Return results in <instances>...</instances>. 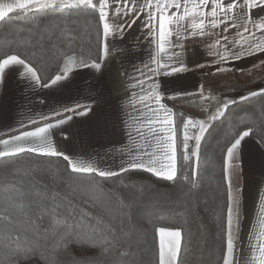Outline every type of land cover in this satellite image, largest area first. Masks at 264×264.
<instances>
[{"label": "snow or ice", "instance_id": "snow-or-ice-1", "mask_svg": "<svg viewBox=\"0 0 264 264\" xmlns=\"http://www.w3.org/2000/svg\"><path fill=\"white\" fill-rule=\"evenodd\" d=\"M119 6L110 3V0H15V3L0 5V22L11 20V13H32L35 17H44L40 22L47 23V17L51 12H60L64 9L73 10L78 13L94 12L97 16V46L95 55L98 59H105L109 52L108 37L115 36L117 33L123 35L124 29L130 27L135 21L130 23H122V16H134L137 11L147 8L146 13L148 22L146 39L155 45L156 51L154 55H150V64H145L144 68L147 73H159L164 70V74L172 75L188 71V67L181 59L182 52L185 48V42L196 38L215 37L214 42L207 44L209 54L225 61L227 57L223 52H227L233 58L239 60L245 56L254 55L256 53H264V39L257 38L256 32L264 37V17L259 21L251 19L248 10L254 8L264 9V0H143V4H139L138 0H118ZM157 21V23H152ZM251 24L256 32L248 27ZM223 26L227 31L229 26L233 29H242L237 31L239 40H228L227 36L222 33H216V29ZM248 34L252 37L250 41ZM173 37L175 38L173 40ZM241 41H243L241 43ZM30 46L25 42L16 48H10L8 51L0 50V72L10 65H21L26 69L28 76L36 84L43 83L44 87L63 85L61 82L66 81L70 77L73 67L78 66L73 55L68 52H60L57 57V71L55 74L47 77V82L42 80L41 73L47 70V65L42 69L38 66L36 60V52L28 53ZM173 49H180V52ZM223 50V52L221 51ZM80 55V54H76ZM89 58L92 52L86 54ZM79 64L84 67H92L101 69L102 65L96 59L91 61L80 56ZM264 64V60L261 61ZM151 65H155L152 67ZM178 65V66H177ZM203 67L204 65H198ZM255 67V65H254ZM21 75H24L21 73ZM145 79L137 80L133 87L140 86L143 95L136 98V93L132 94V99L128 104L136 113L130 115L131 120L140 124L136 127V134L144 138L142 126L147 125L152 138L158 146V151H149L147 149H128L126 152L121 150L119 171L111 169L102 170L94 161L85 162L81 159H72L70 155L58 147L53 141V130L60 129L66 131L61 126L74 119L75 116H85L92 109L87 104L77 103L75 107H64L63 112L54 110L51 117L43 115L40 121L30 120L32 126L28 130H18L16 133L8 135L7 138H0V171L18 176L24 179L33 174V172L41 170L43 167L40 163H32L31 166H21L17 163L23 154H33L36 157L62 158L67 162L64 172L67 176L69 184L75 183L74 177L82 176H98L100 178L117 177L121 172L129 170H142L151 173L153 176L175 182L177 179L182 180L191 187L189 191L197 187L195 179L197 168L199 166L201 156V141L204 134L209 131L210 125L205 120H193L187 118L180 126L181 143L177 144V124L174 115L170 109L160 104V95L155 93L156 86L149 84L148 90L143 85L146 81L152 79L144 72H141ZM202 87V86H201ZM155 93V94H153ZM257 95H264V87L260 92L249 91L248 96H240L241 100H247ZM214 98V97H213ZM149 100H154L159 104V108L153 109L149 104ZM235 100H227L224 107L228 108ZM151 112L148 116L140 107ZM163 110V116L160 112ZM221 114L219 111L213 113L208 119L216 120ZM125 125L127 121H125ZM159 125V128L155 127ZM27 126L22 125V129ZM197 129L194 135H189V128ZM251 127L247 131H237L236 136L229 141L230 146L226 147V156L223 168V180L226 183L225 203L220 208L218 228L221 234V257L220 264H237L236 256L238 244L241 240L242 228V207L244 189L239 185H234L232 180V172L230 169H239L240 157L238 154L239 147L243 139L251 134ZM131 138V133H129ZM67 141V136H65ZM264 140V136L261 137ZM190 141L194 142L190 150ZM151 146V145H149ZM178 147L182 152L184 162H192L196 167L192 168V176L190 177L185 171L183 175H178ZM232 161H235L233 164ZM47 170V169H45ZM95 188H99L94 184ZM7 191L15 192L16 186L13 185ZM20 196H26V193H18ZM37 207L47 199V195L43 191L34 193ZM9 207L14 205L9 204ZM4 236L5 255L9 261H15L16 264L26 262L39 252V242L35 234L31 239H25L21 243L22 237L19 229L13 223L6 213L4 216ZM71 216L65 217L62 221H54L57 228L53 231V236H59V242H54L53 251L62 247L68 250L70 247L86 246L93 249H99V255L103 256L117 244L120 238L114 236L112 240L102 236L94 229L89 228L82 220L69 222ZM258 230H254L248 237V253L250 259L246 264H264V191L259 194V215L257 220ZM60 229L63 231L61 232ZM13 233L15 235H13ZM158 237L156 246L155 264H183L181 257L182 252H187L184 246L183 230L173 229L161 226L155 229ZM128 236L129 233H124ZM94 264V262H93Z\"/></svg>", "mask_w": 264, "mask_h": 264}, {"label": "trees", "instance_id": "trees-1", "mask_svg": "<svg viewBox=\"0 0 264 264\" xmlns=\"http://www.w3.org/2000/svg\"><path fill=\"white\" fill-rule=\"evenodd\" d=\"M10 15L11 20L0 22V50L8 51L27 42L30 46L28 53H37L34 59L38 66L43 69L47 65V70L41 73L44 82L56 73L60 52L73 55L78 66H82L79 64L81 55L88 63L93 59L101 60L95 55L97 16L94 12L50 11L46 24L40 22L44 17H35L32 13L17 11ZM89 51L92 52L91 58L86 55ZM219 75H230V78L200 93L165 99L174 111L178 146L184 120L205 111L214 95H231L263 81L264 64L242 74L225 72ZM249 126L251 135L264 146L261 139L264 136V95L240 99L213 120L201 141L195 177L197 187L191 191V186L180 179L168 181L142 170L121 172L119 176L107 179L74 177L76 182L69 184L64 172L67 162L62 158L23 154L17 161L22 167L32 163H40L43 167L24 179L10 174L14 170L9 173L0 171V264H16L9 261L4 251L7 233L4 232L3 218L6 213L10 219L14 218L13 223L22 237L21 243L35 234L40 245L39 252L21 264H155L158 242L155 229L161 226L183 230V243L187 249L181 253L183 264H220L218 222L220 208L225 203L223 168L226 147L230 146L229 141L237 131H247ZM193 167H196L194 163L183 161L178 147V175L186 171L191 177ZM92 181L99 186L98 189ZM13 185L16 191H7ZM36 191L47 195L39 208L34 195ZM9 204L14 207L10 208ZM69 216L72 217L70 223L82 220L108 240L119 237L120 243L103 256L99 255V249L86 246L70 247L67 251L60 247L53 251L54 242H59V236H53L57 228L54 221Z\"/></svg>", "mask_w": 264, "mask_h": 264}, {"label": "crops", "instance_id": "crops-1", "mask_svg": "<svg viewBox=\"0 0 264 264\" xmlns=\"http://www.w3.org/2000/svg\"><path fill=\"white\" fill-rule=\"evenodd\" d=\"M138 2L143 4V0ZM9 3H15V0H0V5ZM110 3L119 6L118 0H110ZM148 11L149 9L144 8L142 11H137L134 16H122L120 18L122 23L128 24L130 21L135 23L126 27L123 35L117 33L114 37L111 35L108 37L110 52L105 59L99 61L102 65L101 69L97 70L90 66L75 67L69 79L61 82L62 86L44 87L43 83L36 84L21 65H10L0 72V135L21 129L22 125L28 127L30 120L40 121L43 115L51 117L54 110L63 112L65 106L87 104L92 111L85 116L68 113L67 115H73L74 119L61 126L66 131L53 130L52 139L74 160L94 161L103 170L119 171L121 150L126 152L132 148L138 151L143 148L158 151V146L147 125L142 126L144 138H141L135 131L136 127L141 125L134 123L130 115L126 114L127 112L136 115L128 104L133 98L132 94L136 93V98L144 94L139 85L133 87L137 80L145 79L141 72L152 77L143 85L144 89L148 90L149 84L155 85V93L160 95L159 103L170 109L174 115L172 108L165 101L166 98L200 93L208 89L209 82L218 76L217 73L242 74L263 65L261 61L264 60V53L259 52L237 60L221 49L227 59L220 61L218 57L209 54L207 49V44L214 42L215 37L196 38L186 41L182 52L181 59L188 67L187 72L167 76L164 70L159 73H147L144 65L151 63L150 55H154L156 51L155 45L146 39L145 25L148 22L146 14ZM248 13L251 19L257 21L264 17V9H249ZM152 23L155 24L157 21ZM248 27L252 32H256L251 24ZM215 31L232 41L240 39L237 31L242 32V29H233L229 26L225 31L221 26ZM245 35L250 41L252 40L250 35ZM256 36L264 39L259 32H256ZM151 66L155 67V65ZM262 87L264 80L247 91L260 92ZM230 99L240 100V95H217L211 100L208 111L198 120H205L207 125H210L213 120L208 118L213 113L217 111L220 113L225 109L224 103ZM148 104L153 109L159 108V104L154 100H149ZM137 107L148 116L152 115L142 105ZM160 115L163 116V110ZM125 121L129 126L125 125ZM155 127L159 128V125ZM65 136L68 138L67 141L64 139ZM238 154L239 169H230L233 184L244 189L241 240L238 244L236 260L237 264H246L250 259L248 237L254 230H258L259 194L264 191V146L250 134L243 139ZM232 163L234 164L235 161Z\"/></svg>", "mask_w": 264, "mask_h": 264}, {"label": "rangeland", "instance_id": "rangeland-1", "mask_svg": "<svg viewBox=\"0 0 264 264\" xmlns=\"http://www.w3.org/2000/svg\"><path fill=\"white\" fill-rule=\"evenodd\" d=\"M0 43H1V41H0ZM102 60V59H101ZM220 73H217V75L218 76H216V77H214L211 81L212 82H209V85H208V89H210V87L212 88H214V86H216L217 85V83H220V82H223V81H225V80H227L228 78H230V75H219ZM260 83V82H259ZM252 87V86H251ZM251 87H249V88H246V89H242L241 91H239V92H236V93H232L231 95H236V96H238V95H243V96H245V97H247V95H248V89H251ZM193 94H196V93H193ZM193 94H185V95H183V96H187V95H193ZM217 95H214V98L216 97ZM230 96V95H229ZM214 98H212V99H214ZM211 99V100H212ZM211 100H209L210 102H211ZM238 101V100H237ZM210 102H209V104H208V106H207V108H206V110L205 111H203V112H200V113H196V119L194 118V117H192V119L193 120H198V118H200L201 116H203L207 111H208V107H209V105H210ZM236 102V101H235ZM214 108V107H213ZM224 110V109H223ZM223 110L220 112V114H222L223 113ZM174 112V111H173ZM210 114H212V112H210ZM213 122V121H212ZM211 122V123H212ZM211 123H210V125H211ZM26 128H31V127H26ZM25 128V129H26ZM25 129H22V130H25ZM189 135H194L197 131H198V128L197 129H192L191 127L189 128ZM13 131H11V132H6V133H4V134H1L0 135V137L1 136H3V135H6V136H8V135H10L11 133H12ZM17 132V131H16ZM15 132V133H16ZM12 134H14V133H12ZM6 136H4V137H6ZM4 137H2V138H4ZM190 143V150H191V147H192V145H193V143L194 142H192V141H190L189 142ZM177 155H178V150H177ZM100 167V166H99ZM101 168V167H100ZM102 169V168H101ZM103 170V169H102Z\"/></svg>", "mask_w": 264, "mask_h": 264}]
</instances>
